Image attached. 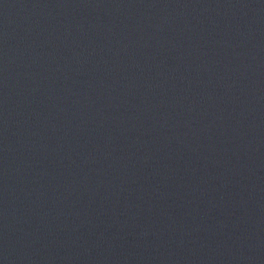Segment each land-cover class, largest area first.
<instances>
[{"label":"water","instance_id":"95a60500","mask_svg":"<svg viewBox=\"0 0 264 264\" xmlns=\"http://www.w3.org/2000/svg\"><path fill=\"white\" fill-rule=\"evenodd\" d=\"M0 264H264V0H0Z\"/></svg>","mask_w":264,"mask_h":264}]
</instances>
